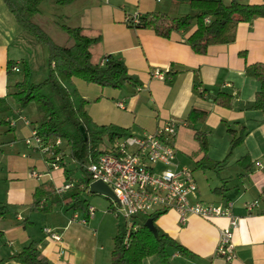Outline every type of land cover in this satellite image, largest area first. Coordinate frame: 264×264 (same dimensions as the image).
<instances>
[{
	"label": "crops",
	"instance_id": "obj_1",
	"mask_svg": "<svg viewBox=\"0 0 264 264\" xmlns=\"http://www.w3.org/2000/svg\"><path fill=\"white\" fill-rule=\"evenodd\" d=\"M220 1L225 5L233 2ZM234 1L245 5L264 4V0ZM159 2L79 0L58 11L59 20L67 27L98 30L104 54L122 61L128 73L140 84L138 88L126 85V91L120 88L111 92V88L73 80L72 85L83 99L91 101L100 97L103 100L99 118L90 111V118L96 125L115 126L147 135L154 133L164 122L174 120L178 124L174 140L177 155L181 131L190 129L185 122L190 109L197 107L208 111L205 121L198 127L207 134L208 158L224 165L217 172L205 170L214 174L209 178H194L197 194L194 198L190 196L189 201L221 207L227 202L232 204V213L238 218L232 240L234 259L227 263L216 255L219 233L227 226V219L207 221L188 216L186 222L180 224L178 213L172 209L162 213L155 225L190 254L180 255L171 249L167 263L158 256H151L142 264H264V114L245 109L251 106L260 88L246 67L264 64V18L240 23L232 43L209 46L205 54L198 55L187 44L195 30L194 25L186 31L171 33L168 39L156 36L150 29L127 25L128 17H144L151 13L173 17L196 14L189 4L179 0H167L161 5ZM4 4L0 0V98L6 99L11 111L0 114V207L5 210L0 216V264H18L10 258L32 241L38 244V251L49 264H111L113 246L107 248L98 230L94 229H98L97 215L86 218L81 212L67 211L65 206L56 205L46 214L51 215L58 207V213L52 219L45 214L40 217L42 214L33 210L38 189L41 188L47 198L52 195V201H55L61 197L53 193L54 189L70 182L77 184L82 179H71L63 154L61 168L53 169L39 152L41 149L26 142L39 125L41 115L33 103L22 109L13 101L17 81L11 80L7 66L11 62L19 70V63H14L13 59H24L30 49L36 50L38 46L31 45L29 36ZM185 7L191 12L180 13ZM39 12V16L55 22L54 18L42 14L40 7ZM58 23L56 25L61 27ZM155 69L166 72L163 80L153 79ZM92 85L95 89H90ZM89 90H95L92 96ZM219 92L231 96V108L214 104L213 97ZM100 93L102 96H98ZM119 97L128 98L125 105L122 102L115 105ZM34 120L38 124L34 125ZM243 126L248 132L241 145L231 150L233 137L229 131L238 132ZM195 146L196 149L186 157L193 161L194 170L199 171L194 162L200 156L191 158L197 150L196 143ZM244 156L252 164L250 170L245 168L246 163L238 164ZM177 162L183 166L178 158ZM33 172L38 173L37 177L29 178V173ZM218 188L223 189L215 192ZM52 201L42 199L38 206L41 209ZM253 202H257V207L249 213L246 206ZM40 218H43L44 227L39 232L36 223ZM46 229L57 234L60 240H52L44 232ZM3 238L6 242L1 244Z\"/></svg>",
	"mask_w": 264,
	"mask_h": 264
},
{
	"label": "trees",
	"instance_id": "obj_2",
	"mask_svg": "<svg viewBox=\"0 0 264 264\" xmlns=\"http://www.w3.org/2000/svg\"><path fill=\"white\" fill-rule=\"evenodd\" d=\"M4 5L15 18L17 24L24 33L36 41L39 45L46 46L48 50V75L40 83H32L29 68H25L24 79L14 85L12 93L13 101L24 108L30 103L37 106L41 115L39 125L35 129L43 147H50L51 153H43L47 163L51 165L54 155H60L61 168L62 151L54 147L56 140H66L70 149L71 159L79 164L86 176L73 184L72 188L61 198L52 201V195L40 188L37 190L33 203V210L38 212H50L56 205L65 206L67 211L88 215V205L81 195L88 190L90 178L84 168L95 157L107 151L106 146L118 138L126 136L127 132L120 128L96 125L86 112L87 101L83 99L73 80H80L86 84H93L101 88L120 89L126 84L138 88V81L127 71L125 64L112 56L105 55L102 50V36L98 30L85 28H70L61 26L71 45L63 47L51 40L41 28L34 22V18L40 14L39 5L44 0H3ZM59 7H65L79 0H53ZM189 4L195 15L173 17L163 13H151L144 17H138L137 22L127 21V25L134 28L152 30L156 36L168 39L173 32L186 31L195 26L194 32L187 39V44L195 54L203 55L209 46L230 44L235 39V31L240 23H248L256 18H264V4L245 5L238 2L223 4L220 0H179ZM208 22L206 23V21ZM104 63L101 65V61ZM15 65L9 62L8 73L14 72ZM247 73L259 83V90L255 94L254 101L246 110L259 111L264 114V64L256 63L246 67ZM204 91H202V94ZM0 98V114L10 112L11 108ZM214 104L231 108V96L226 93H217L213 97ZM208 115V111L192 107L186 117L188 127L193 131V139L197 150L191 158L200 156L195 163V169L211 170L217 172L223 168V162L211 161L207 156V134L198 127ZM2 124V122H0ZM233 139L230 143L231 150L239 147L247 134L244 126L238 132L229 131ZM84 133V135H83ZM41 149V148H40ZM244 164L250 170L252 164L247 156L242 157L238 164ZM71 183V182H70ZM223 188L215 189V192ZM42 199L52 201L50 204L39 208ZM5 214L0 207V216ZM162 213L151 215L154 222ZM148 218L141 220L136 231L128 238L127 245L123 244V236L119 232L113 239L111 252V264H142L151 256H158L162 262L167 263L168 251L176 250L180 255L190 253L173 238L162 233L156 225L159 239H155L152 233L145 228ZM38 244L32 241L19 254L10 259L18 264H49L48 260L38 251Z\"/></svg>",
	"mask_w": 264,
	"mask_h": 264
},
{
	"label": "built area",
	"instance_id": "obj_3",
	"mask_svg": "<svg viewBox=\"0 0 264 264\" xmlns=\"http://www.w3.org/2000/svg\"><path fill=\"white\" fill-rule=\"evenodd\" d=\"M158 1V0H157ZM138 17H128L127 21L137 22ZM208 20L206 21V23ZM104 61H101V65ZM15 73L18 68H14ZM165 71L155 69L153 79L163 80ZM122 107V105H119ZM178 124L174 120L164 122L154 133L142 137L124 136L116 139L111 148L98 154L88 163L86 172L90 183L100 181L113 193L116 202L111 201L115 216L126 221L123 244L127 245L130 234L137 230L141 218L174 210L178 213L180 224L186 222L188 216L204 220L225 218L227 226L219 233L216 255L227 263L234 259L233 232L238 228V218L232 213V204L227 202L224 207L202 204L199 201L190 203L189 197L196 195L197 187L192 177V171L177 162L174 146ZM30 141L41 148L43 153H51L50 147H43L36 130L31 133ZM29 143V141L27 142ZM56 140L54 147H60ZM60 155H54L51 168L59 169ZM33 177H37L34 172ZM73 184L54 189L53 193L63 196ZM257 207V202L246 206L251 213ZM95 209L88 207V215L92 217ZM46 235L54 241L60 237L49 229Z\"/></svg>",
	"mask_w": 264,
	"mask_h": 264
},
{
	"label": "rangeland",
	"instance_id": "obj_4",
	"mask_svg": "<svg viewBox=\"0 0 264 264\" xmlns=\"http://www.w3.org/2000/svg\"><path fill=\"white\" fill-rule=\"evenodd\" d=\"M166 1L167 0H160L158 5H161ZM39 7H40L42 14L49 16L51 18H54L55 22L53 20H51L50 18L41 17L39 15L34 18V22L57 45H60L63 47H68L69 45H71V42H69V39L67 38L66 34L61 30V27H59V25H56V22L57 23L59 22L60 25L66 26L65 23L63 21H61V19L59 20L60 16H59L58 11H60L59 10L60 7L57 6L54 3V1H52V0H44L43 2H41V5H39ZM179 12L182 14H187L188 12H191V11L189 10L188 7H185V11L183 8ZM58 16H59V18H58ZM29 40L32 43L31 45H35L36 47L38 46V48H36V50L30 49V51L27 52V54L23 57L24 59H22L21 57L17 58V60L13 59L14 63H16V62L19 63V72L11 73L10 78H11V80H14L17 82L22 81L24 79V75H25V73H23V72H24L25 68L27 67V68H29V71L31 73V77H30L31 80L30 81L32 83H40L44 79H46V77L48 75V72H47L48 71V57H49L48 50H47L46 46H43V44L39 45L31 37H29ZM82 83H84V85L86 84L85 82H82ZM86 85H91V84H86ZM126 85L123 86L121 88V90L126 91L127 90V88H125ZM90 87H91L90 89H95V88H93V87H95L93 85ZM96 89H97V87H96ZM94 91L95 90H89V92H91V93H89L90 96H92V94H94ZM109 91L112 92L113 90L110 89ZM78 93H79V91H78ZM127 93H129V91L126 92V94ZM80 96H81V94H80ZM98 96H102V94L100 93ZM129 96H127V97H129ZM127 100H128V98L119 97L115 100L114 103L116 105L118 102H122L125 105ZM88 101H87L88 107H86V110H87L86 112H88V115L90 116V114H91L90 111H91V112H93V114H95V116L97 118H99L101 116V112H100L101 104L100 103L103 100L100 99V97H99V99L96 98L94 100H91V101L88 100ZM28 105H26L22 109H25V108L27 109ZM34 105L36 106V104H34ZM26 113H27V110H26ZM97 120H100V119H97ZM33 123H34V125L38 124V122L36 123L35 120L33 121ZM181 133H183V134H182V136L179 140V143L177 145V151H178L177 158H178L179 162H181L183 167H186L187 169L192 171L193 179L194 178L197 180H200L201 178L206 179L205 176H207L209 178L212 175H214L213 173H211L209 171L202 172L201 170H199V171L194 170L193 161L186 157V155L191 154V152L196 149L195 143L192 139V130L191 129H185V130H182ZM126 134H127V136H133V137H142V136L146 135L143 133L136 132L134 130L127 132ZM29 139H26V142L29 141L28 145H32V143H33V145H36L34 141H30ZM60 143H61V145L59 148L62 151L61 154H63L65 156L64 160H65V164H66V169L69 171V175L71 176V179L76 181V180L84 178L86 176V173L84 170H82L79 167L78 163H76L75 161H73L71 159L70 149L67 146L66 140L60 139ZM106 148L109 149V148H111V146L108 145V146H106ZM39 152H42V151L39 150ZM42 154H43V152H42ZM87 166H88V164L86 163L84 168L87 169ZM6 169H8L7 162H6ZM6 173H7V170H6ZM34 174L38 175L37 172L36 173L34 172ZM31 176H32V174L29 173V178ZM42 176H44V175H41L40 177H42ZM6 178H8V177L6 176ZM40 181H42V180H40ZM196 194H197V192H196ZM82 197L84 199H86L87 202H89V205H91L92 208L95 209L94 214L97 215V218H98V221H97L98 229L96 227L94 229L98 230V234L100 236L101 241H103V243L105 244V246L107 248H112L114 237L119 232H121L122 235L125 233V230H126L125 219L122 217L117 218L115 216V214L111 211L112 208H114V207H113V205L109 199H107L103 196H100V195H91L89 193H86V194L84 193L82 195ZM58 210H59L58 207L55 208L54 212H52L51 215H46L49 212H47V213L46 212L45 213L39 212L42 214L40 217H43V215L45 214V217L54 219V217H55L54 215H57L56 213H58ZM143 219L144 218H141L138 220L140 222ZM43 223H44L43 218H40L38 223H36L39 232L43 230L42 229L44 227ZM1 238L2 237H0V239ZM5 238L2 239L1 244L3 242L4 243L6 242Z\"/></svg>",
	"mask_w": 264,
	"mask_h": 264
},
{
	"label": "water",
	"instance_id": "obj_5",
	"mask_svg": "<svg viewBox=\"0 0 264 264\" xmlns=\"http://www.w3.org/2000/svg\"><path fill=\"white\" fill-rule=\"evenodd\" d=\"M84 135V133H83ZM88 192L91 195H100L103 196L107 199H109L110 201L116 202V199L113 195V193L111 192V190L102 182L100 181H96V182H92L88 184ZM145 228H147L152 235L155 237V239H159V235H158V231L154 225V222L151 218H148L145 221L144 224Z\"/></svg>",
	"mask_w": 264,
	"mask_h": 264
}]
</instances>
